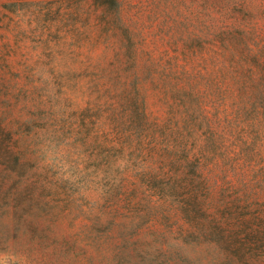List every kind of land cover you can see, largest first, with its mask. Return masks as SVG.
Instances as JSON below:
<instances>
[{
	"label": "rangeland",
	"instance_id": "obj_1",
	"mask_svg": "<svg viewBox=\"0 0 264 264\" xmlns=\"http://www.w3.org/2000/svg\"><path fill=\"white\" fill-rule=\"evenodd\" d=\"M0 264H264V0H0Z\"/></svg>",
	"mask_w": 264,
	"mask_h": 264
}]
</instances>
